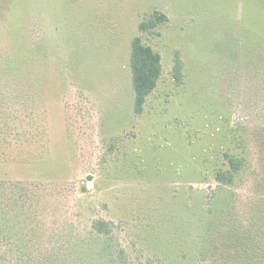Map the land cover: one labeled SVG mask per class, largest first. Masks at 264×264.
<instances>
[{"label":"rangeland","instance_id":"1","mask_svg":"<svg viewBox=\"0 0 264 264\" xmlns=\"http://www.w3.org/2000/svg\"><path fill=\"white\" fill-rule=\"evenodd\" d=\"M0 264H264V0H0Z\"/></svg>","mask_w":264,"mask_h":264},{"label":"trees","instance_id":"2","mask_svg":"<svg viewBox=\"0 0 264 264\" xmlns=\"http://www.w3.org/2000/svg\"><path fill=\"white\" fill-rule=\"evenodd\" d=\"M160 18V16L154 17L147 22L141 23L139 26L140 32L146 33L155 28ZM164 20L166 21L167 18L165 17ZM130 67L135 93L134 111L135 114L141 115L144 111L147 98L155 91L162 75V58L158 52L143 42L142 37H136L132 41ZM182 70L183 62L179 54H176L174 76L178 82L182 81ZM229 165L231 169L228 172L219 171L216 176L217 181L226 185L233 183L234 175L242 167V161L230 157ZM92 230L96 235L108 236L112 234L114 224L106 220H95L92 223Z\"/></svg>","mask_w":264,"mask_h":264}]
</instances>
